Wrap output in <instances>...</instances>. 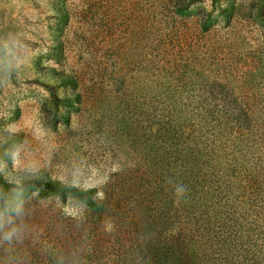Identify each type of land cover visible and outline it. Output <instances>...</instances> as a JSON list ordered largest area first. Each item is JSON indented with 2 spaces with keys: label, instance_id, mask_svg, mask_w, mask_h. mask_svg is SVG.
I'll return each mask as SVG.
<instances>
[{
  "label": "rangeland",
  "instance_id": "374dc122",
  "mask_svg": "<svg viewBox=\"0 0 264 264\" xmlns=\"http://www.w3.org/2000/svg\"><path fill=\"white\" fill-rule=\"evenodd\" d=\"M176 1L0 0L1 176L19 184L38 175L120 201L114 216L92 214L72 196L0 186V264H77L89 253L116 264L118 244L123 253L135 240L139 174L162 181L153 117L169 96L159 90L189 82L169 76L170 65L160 77L158 40L172 41L168 56L203 54L215 94L254 89L244 80L264 74V0H197L180 14ZM66 76L76 90L62 86ZM75 92L79 104H54ZM145 198L153 214L167 197Z\"/></svg>",
  "mask_w": 264,
  "mask_h": 264
},
{
  "label": "trees",
  "instance_id": "16d2710c",
  "mask_svg": "<svg viewBox=\"0 0 264 264\" xmlns=\"http://www.w3.org/2000/svg\"><path fill=\"white\" fill-rule=\"evenodd\" d=\"M196 1L177 0L176 13ZM206 19L201 22L203 28ZM170 41L158 40L159 75L170 65L169 76L189 82L165 93L159 90L160 97L169 96L156 106L153 117L162 181L149 184L146 180L153 178L149 177L152 172L139 174L145 183L137 184L132 193L140 215L134 219L136 237L124 251L133 249L132 264H264V86L256 84L264 74L252 72L244 80L254 89L221 86L215 94L216 80L208 85L211 76L203 54L172 52L168 56L164 49ZM61 83L73 90L78 87L73 76ZM53 102L72 107L81 102V96L75 92L54 97ZM0 186L4 194L17 189L36 190L41 196H72L92 214L110 212L114 216L119 209V200L98 201L95 187L78 188L38 175L15 184L0 174ZM154 195L167 198L153 214H146L145 197ZM116 248V264H121L122 255L129 254L119 252L120 244ZM94 259L89 253L77 264H91Z\"/></svg>",
  "mask_w": 264,
  "mask_h": 264
}]
</instances>
